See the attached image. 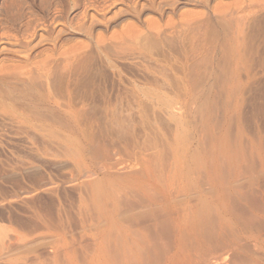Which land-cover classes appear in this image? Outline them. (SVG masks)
<instances>
[{"label":"rangeland","instance_id":"1","mask_svg":"<svg viewBox=\"0 0 264 264\" xmlns=\"http://www.w3.org/2000/svg\"><path fill=\"white\" fill-rule=\"evenodd\" d=\"M242 1L0 0V77L26 84L10 96L18 101L0 94V264H119L114 239L105 254L94 249L97 206L112 208L124 184L89 171L102 150L168 157L180 147L193 166L190 157L214 154L234 158L218 163L224 170L263 172L264 4L244 12L251 0ZM226 4L235 18L222 15ZM39 93L54 107L19 102ZM127 164L114 171L137 169ZM249 248L264 264V248Z\"/></svg>","mask_w":264,"mask_h":264},{"label":"bare ground","instance_id":"2","mask_svg":"<svg viewBox=\"0 0 264 264\" xmlns=\"http://www.w3.org/2000/svg\"><path fill=\"white\" fill-rule=\"evenodd\" d=\"M251 1L254 2V0ZM251 1L249 3V6L246 5V8L243 7L244 12L247 11L245 9L254 7V9H256L258 8L257 6L262 7L264 4V1L262 3L260 2L261 0H256L254 3ZM257 1L260 3H256ZM238 4V8L240 10L242 7H240V3H237V6ZM226 6L228 7H225L223 10L232 9L228 4H226ZM214 7H217V5ZM218 7L214 9H217L218 11ZM234 8L235 4L233 6V10L234 12H236L235 10L238 11V8ZM252 10L253 9H251V11ZM226 11L227 13L230 12L229 10H225V13L221 14L227 16L228 14H226ZM218 12L217 13L219 14V18L217 19L219 20L221 14L220 11ZM234 12H230L229 17H231V14H233V17ZM237 14H239V11ZM236 16H234V18ZM224 17L222 16L223 19H228L227 17ZM194 20L193 21L196 22L194 25L196 26V24L198 23V19L197 21L196 19ZM186 21L188 22L189 20ZM200 22L198 24H202L204 22V25H206V20H204L202 23ZM226 22L227 21L225 20V23ZM227 23L225 26H227ZM190 24H188L187 27H190ZM206 27H208V32H210L211 34L213 29V20L210 17L207 19ZM205 29L206 28H204L203 33L205 31L207 32V30ZM210 34L208 33V35ZM214 34L212 33L211 36H213ZM236 34L237 35L235 36H238L237 32ZM211 39H206L204 41H210ZM197 51L193 50L191 51V54H194L195 57L197 55L201 56V49L200 52ZM233 51L235 52V50ZM202 55L204 56L203 53ZM211 59L213 58L211 57ZM48 61L46 59L45 62ZM41 62H44V59ZM16 68L17 67L15 66L14 70H16ZM17 72L19 73L20 71ZM12 73H14L15 76L18 74L14 71ZM7 75L9 76V74ZM11 78H7L4 75L0 77V94L5 93L6 98L13 99V101H18V99L16 98V94H13L15 98L10 96L17 90L18 91L16 93L22 92V90H19L24 89L26 84H24V81H17L19 80L18 77V79H16L15 77ZM19 82H22V84ZM6 86H8L9 89H7ZM35 96L36 95L30 96L29 98L27 97V95H24V97L20 96L19 102H21V104L23 102L26 106H22L25 107H54L53 102L49 98H47V96L40 93L37 94L36 97ZM169 109L171 110V114H174L173 112H175V107H169ZM212 129L213 128L210 123L207 134L210 140L216 139L213 135L214 131ZM174 139V142L172 141L173 144L176 142H178L179 144V141H182L177 137ZM186 139L183 140V142L186 141ZM196 139V143L200 145V143H202V139L196 137L194 141H196ZM169 141L167 142V144H169L170 146L172 142L169 143ZM187 141L188 143L190 142V140ZM187 141L185 143H187ZM238 142L237 144H240V142ZM164 144L162 145L163 147ZM178 148L179 150L181 149L180 147ZM196 149L198 150L199 146L198 148L196 147L195 150ZM175 150L177 151L178 149L176 148ZM175 150H173L171 156H168L171 158L165 156L163 148L157 151L154 150L153 153H150L149 151L146 153L145 151H143V149L140 148L136 151L124 152L123 155L116 150H102V152L98 156L100 157V160L98 159L99 162H97V164H95L96 162H92L91 160V167L89 165V171L91 172V174H101L102 179L110 178L112 180H121L124 182L123 186H120V188H118L119 191L113 199L114 203L112 204V208L109 209V205L107 203L97 206L96 218L97 222L99 223V230L97 233L98 240L94 242L95 251L103 250L101 252H104L105 254L106 246L110 245V243L108 244V240L114 239L113 246L115 249L113 251L115 252L110 251L109 253H116V256L118 258L117 263L119 264H218L221 261L226 260V258L229 256L232 257L230 264H236L238 262H245V264H249L246 260L247 257H249V259L254 263L260 264L261 261L260 257L258 256L259 254H256L257 251L255 252V254L250 253L251 250L249 247H255L257 250H259L258 248H264L262 246L264 245V235L263 232L261 233V231L264 230V206L261 205L262 203L260 204V202L264 201V170L260 174L259 172H256L258 175L252 174L254 171L252 173L251 171L250 173H248L247 171L246 173V171L238 170L239 167L237 169H235L236 167H234L233 170L231 169L233 167L230 166L231 168H229V170H224L221 168V164L218 163H220L222 159L225 160V157L218 162V156L214 154L209 155L207 158H205V160H202L201 158L200 161L202 162L198 160V156L190 157V160L195 164V166H193L192 163H187L186 161L187 156L189 155H182L184 149H182L181 153H179L181 156L175 153ZM192 154L193 151L191 152V155ZM234 155L235 157L239 156V154ZM240 155H243V153H241ZM230 159L231 157L229 156V159H226L228 162L226 160L225 161L226 163H230L231 161L233 165L234 158L233 160ZM236 159L237 158H235V160ZM258 160H261V158ZM131 162L137 165V169L135 168L129 172H127V170L124 173L119 170L122 174H120V172L118 173L114 171L115 169L122 168L127 163ZM249 164L250 163H248L247 165ZM217 165H219L218 167L220 169L217 168ZM229 165L226 164L227 167ZM251 167H254V165L250 166V168ZM247 168H249V166ZM247 168L244 169L248 170ZM259 168L261 171V164ZM242 179L244 181H242ZM100 180L101 179L99 177V181ZM71 247L72 246H70V248ZM92 252L94 253V251ZM101 255L99 254V256ZM95 256L96 255H94V257ZM99 256L98 258L103 257ZM92 259V264L94 263V261H98V259L97 261ZM99 262L97 263L102 264Z\"/></svg>","mask_w":264,"mask_h":264}]
</instances>
